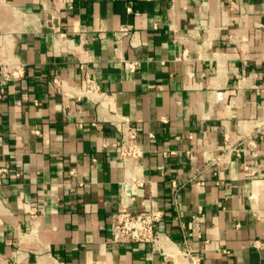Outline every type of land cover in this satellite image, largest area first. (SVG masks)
<instances>
[{
	"label": "crops",
	"instance_id": "0c3cea01",
	"mask_svg": "<svg viewBox=\"0 0 264 264\" xmlns=\"http://www.w3.org/2000/svg\"><path fill=\"white\" fill-rule=\"evenodd\" d=\"M13 59L25 75L1 80L0 264H176L111 238L122 200L148 197L200 264H264V0H0V62ZM86 73L104 95L80 96ZM122 117L138 169L113 144Z\"/></svg>",
	"mask_w": 264,
	"mask_h": 264
},
{
	"label": "built area",
	"instance_id": "2783aa9c",
	"mask_svg": "<svg viewBox=\"0 0 264 264\" xmlns=\"http://www.w3.org/2000/svg\"><path fill=\"white\" fill-rule=\"evenodd\" d=\"M57 30L59 31V27H57ZM119 33L128 34L130 33V28L124 26L119 30ZM136 65V61L124 60V66L127 70H135ZM24 75L25 63L14 59L0 62V98L5 94V87L1 81L3 77L17 80ZM54 82L57 85L62 84V81L58 78L54 79ZM85 82L86 87L80 96L93 97L105 94L101 92L99 84L89 73H86ZM113 124L119 133V140L113 144L117 147L120 160L123 162L125 168L128 169L136 166L135 168L138 169V165H134V163L144 157L145 152L140 145L136 126L126 117L117 119ZM93 125L97 126L98 123L94 122ZM150 136L153 137L154 134L150 133ZM109 144L108 141H105L104 147H107ZM233 149H226L221 157L229 156L233 152ZM164 154L166 155L167 152H164ZM245 171L248 175L254 173L249 166H245ZM69 173L70 175H76L77 171L75 168H70ZM127 178L130 183L143 184V180L137 175L128 174ZM78 185L83 186L84 182L80 180ZM141 206L140 210L133 211L130 202L126 199L122 200L120 208L112 214L109 222L110 234L114 242L125 245L150 243L154 246V251L161 252L165 257H172L176 264H200L199 259L189 250L181 251L174 248L172 245L173 241L159 229L158 225L165 216V210L155 199L151 197L144 198ZM257 216L264 219V214H257ZM164 242L167 243V246L164 245Z\"/></svg>",
	"mask_w": 264,
	"mask_h": 264
}]
</instances>
